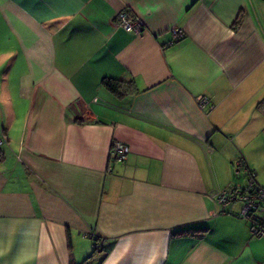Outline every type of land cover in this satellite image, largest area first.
<instances>
[{
    "label": "crops",
    "instance_id": "0c3cea01",
    "mask_svg": "<svg viewBox=\"0 0 264 264\" xmlns=\"http://www.w3.org/2000/svg\"><path fill=\"white\" fill-rule=\"evenodd\" d=\"M0 42V264H264L213 196L264 186V0H0Z\"/></svg>",
    "mask_w": 264,
    "mask_h": 264
},
{
    "label": "built area",
    "instance_id": "2783aa9c",
    "mask_svg": "<svg viewBox=\"0 0 264 264\" xmlns=\"http://www.w3.org/2000/svg\"><path fill=\"white\" fill-rule=\"evenodd\" d=\"M117 22L134 33H141L144 23L137 17H132L127 10L118 13ZM172 38L170 44L177 41L183 35L181 27H172ZM197 104L200 109L207 110L212 108L209 99L205 96L197 97ZM129 147L127 144L114 140L111 143L110 155L116 161H123L127 158ZM111 169V166L108 167ZM235 171H243L245 180L243 183H236L214 191L213 196L223 208L239 204L238 215L249 222L251 233L254 236H264V186L257 183L255 172L240 159L235 164ZM94 239V247H100L103 239H97L95 234H91Z\"/></svg>",
    "mask_w": 264,
    "mask_h": 264
},
{
    "label": "trees",
    "instance_id": "16d2710c",
    "mask_svg": "<svg viewBox=\"0 0 264 264\" xmlns=\"http://www.w3.org/2000/svg\"><path fill=\"white\" fill-rule=\"evenodd\" d=\"M127 12L129 13L128 10H127ZM238 22H239V20L237 19V20L235 21V24H237ZM124 83H125V84H130V86L132 85V86H133V89H129V90L125 89V91L123 90V92H125V93L128 92V91H129V92H130V91L135 92V91L137 90L132 80H129V81H123V80L114 79V78H105V79L103 80V84H104V86H105L108 90H110L111 92H115V93H119V92H120V90H121L122 86L124 85ZM4 158H5V152H4V150L2 149L1 144H0V163L4 160ZM96 238H97V239H102V238H100V237L97 236V235H96ZM98 248H99V247H98ZM95 249H97V247H95Z\"/></svg>",
    "mask_w": 264,
    "mask_h": 264
},
{
    "label": "rangeland",
    "instance_id": "374dc122",
    "mask_svg": "<svg viewBox=\"0 0 264 264\" xmlns=\"http://www.w3.org/2000/svg\"><path fill=\"white\" fill-rule=\"evenodd\" d=\"M0 43H1V42H0ZM1 71H2V70H1ZM1 71H0V72H1ZM0 102H1L0 104H1L2 107H3V105H4L3 102H2V101H0ZM0 125H1V121H0ZM2 149H4V147H2ZM243 179H244V177H243Z\"/></svg>",
    "mask_w": 264,
    "mask_h": 264
}]
</instances>
